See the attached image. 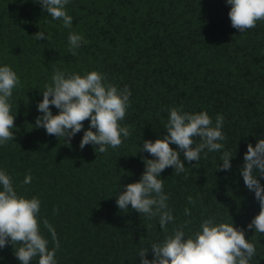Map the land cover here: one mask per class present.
<instances>
[{"label": "trees", "instance_id": "obj_1", "mask_svg": "<svg viewBox=\"0 0 264 264\" xmlns=\"http://www.w3.org/2000/svg\"><path fill=\"white\" fill-rule=\"evenodd\" d=\"M66 10L71 28L35 0H0V66H10L21 80L11 99L15 138L0 146V170L12 177L18 195L40 199L49 248L54 243L43 219L59 239L57 264H141V248L165 238L158 218L149 220L131 205L123 212L116 200L124 186L139 182L144 160L153 159L141 152L143 142L167 135L169 110L181 106L188 113L206 111L213 123L224 116L227 140L221 143L234 158L230 170L218 171L222 151L207 158L202 153L198 164L181 153L186 171L161 173L175 217L167 234L185 221H191L186 234L209 217L234 222L256 244L251 264H264V234L247 228L259 203L241 175L248 144L264 138V21L240 33L231 26L226 0H70ZM40 31L50 39L37 40ZM70 32L86 41L76 55L68 50ZM55 69L82 76L98 71L118 88L128 86L131 107L121 123L130 126L131 136L122 146L105 153L91 144L81 150L90 120L70 143L35 127ZM29 172L33 180L25 185ZM147 258H154L151 250ZM0 264H20L11 245L0 249Z\"/></svg>", "mask_w": 264, "mask_h": 264}, {"label": "clouds", "instance_id": "obj_2", "mask_svg": "<svg viewBox=\"0 0 264 264\" xmlns=\"http://www.w3.org/2000/svg\"><path fill=\"white\" fill-rule=\"evenodd\" d=\"M44 12L53 20H62L65 28L72 27L73 18L66 6L70 0H35ZM231 6L228 13L231 26L240 33H245L264 21V0H226ZM37 40H48L44 32L34 35ZM69 51L77 54L82 44L86 43L82 35L70 32ZM21 86L20 77L10 66H0V146L13 141L16 116L12 114L13 92ZM42 102L36 118L35 127L43 128L50 136L63 138L70 143L78 133L84 130V122L90 120L88 130L84 131L80 148L93 145L96 152L105 153L110 146L116 149L131 136L130 126L122 125L127 110L131 107V91L107 81V76L98 71L85 75L54 70L52 83L45 85ZM54 106L59 114L54 115ZM224 116L217 115L215 123L206 111L199 113L185 112L181 107L169 110L166 125L167 135L155 142H143L141 152H147L153 159H145V171L139 182L124 186L116 203L123 212L132 210L146 216L149 220L157 219L165 238L159 243H152L150 249L141 248L138 256L141 264H251L257 255L256 244L246 239L243 228H237L234 222L218 223L214 217L202 220L199 230L186 234L185 229L191 221L175 226L168 235V224L175 222V217L164 193V180L161 173L167 168H174L179 175L186 171L184 160L189 164H198L201 154L207 158L209 152H223L222 165L218 171L232 168L234 158L231 151L224 150L227 140L222 131ZM95 129V131H93ZM171 145H176L179 151ZM98 146V147H97ZM195 164V165H196ZM194 166V165H193ZM241 175L247 189L255 193L259 203V214L247 225L249 231L264 234V138H258L255 146H247ZM32 175L25 176L23 183L30 184ZM189 204H195L189 196ZM41 201L37 197L26 198L18 195L13 186L12 177L0 170V249L11 245L20 264H32L38 257V264H57L56 253L60 248L55 228L43 219V228L51 234L54 247L41 231ZM186 216L191 210L184 209ZM16 245H19L17 248ZM154 255L147 258L149 251Z\"/></svg>", "mask_w": 264, "mask_h": 264}]
</instances>
